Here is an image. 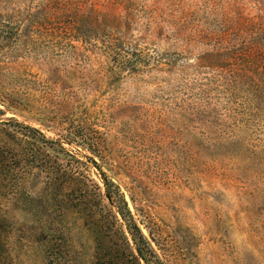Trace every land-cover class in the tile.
<instances>
[{
	"label": "rangeland",
	"instance_id": "rangeland-1",
	"mask_svg": "<svg viewBox=\"0 0 264 264\" xmlns=\"http://www.w3.org/2000/svg\"><path fill=\"white\" fill-rule=\"evenodd\" d=\"M131 232L264 264V0H0V264H113Z\"/></svg>",
	"mask_w": 264,
	"mask_h": 264
},
{
	"label": "trees",
	"instance_id": "trees-1",
	"mask_svg": "<svg viewBox=\"0 0 264 264\" xmlns=\"http://www.w3.org/2000/svg\"><path fill=\"white\" fill-rule=\"evenodd\" d=\"M112 207L116 210V213L123 219V221H125L127 223V225L132 228L131 225H133V224H130V222H128V219L126 217V215H130V217H131V213H130L129 209L127 208V204H126L125 200L120 196L117 200H114V204L112 202ZM116 216L117 215H115V218H117ZM134 226H135V224H134ZM136 229H137V227H136ZM138 233L140 234V237H141L140 239L143 240V235H141V232H139V230H138ZM131 236H132L133 241H135L134 243L137 247V248H135L136 249L135 252H138L137 256H135V254H133V253H130L129 255L125 253L124 255L116 256L115 259L110 258L109 260H107L106 258H104V261H106V262L110 261V263L112 262L113 264H139L140 260L144 259L146 261V264H150L149 263L150 260L149 261L146 260L147 259L146 258L147 243L144 241L143 243L145 246L140 245V242H138V240H136V236L132 232H131ZM123 237L126 238L125 236H123Z\"/></svg>",
	"mask_w": 264,
	"mask_h": 264
}]
</instances>
